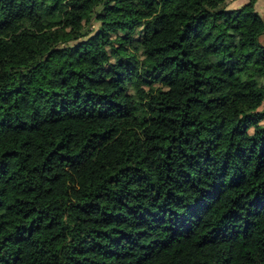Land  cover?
<instances>
[{"label":"trees","instance_id":"16d2710c","mask_svg":"<svg viewBox=\"0 0 264 264\" xmlns=\"http://www.w3.org/2000/svg\"><path fill=\"white\" fill-rule=\"evenodd\" d=\"M0 0V264H264L255 0Z\"/></svg>","mask_w":264,"mask_h":264},{"label":"rangeland","instance_id":"374dc122","mask_svg":"<svg viewBox=\"0 0 264 264\" xmlns=\"http://www.w3.org/2000/svg\"><path fill=\"white\" fill-rule=\"evenodd\" d=\"M249 0H233V1H231L230 2V4H229V6L230 7H240V6H242L243 4H245V3H247ZM237 4H239V6H236ZM264 12L263 11H260V15L262 16V17H264L263 14ZM262 108H264V104L262 105Z\"/></svg>","mask_w":264,"mask_h":264},{"label":"crops","instance_id":"0c3cea01","mask_svg":"<svg viewBox=\"0 0 264 264\" xmlns=\"http://www.w3.org/2000/svg\"><path fill=\"white\" fill-rule=\"evenodd\" d=\"M254 5H255L256 10L259 13H260V11H263L264 12V0H255ZM236 6H239V4H237Z\"/></svg>","mask_w":264,"mask_h":264}]
</instances>
